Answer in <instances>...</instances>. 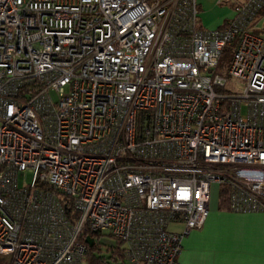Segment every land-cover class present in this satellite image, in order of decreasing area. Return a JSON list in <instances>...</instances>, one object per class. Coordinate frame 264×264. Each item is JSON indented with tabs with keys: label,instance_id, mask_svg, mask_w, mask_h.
Segmentation results:
<instances>
[{
	"label": "built area",
	"instance_id": "2783aa9c",
	"mask_svg": "<svg viewBox=\"0 0 264 264\" xmlns=\"http://www.w3.org/2000/svg\"><path fill=\"white\" fill-rule=\"evenodd\" d=\"M225 1L209 29L196 0H0L9 264H180L212 184L264 212V0Z\"/></svg>",
	"mask_w": 264,
	"mask_h": 264
},
{
	"label": "crops",
	"instance_id": "0c3cea01",
	"mask_svg": "<svg viewBox=\"0 0 264 264\" xmlns=\"http://www.w3.org/2000/svg\"><path fill=\"white\" fill-rule=\"evenodd\" d=\"M181 223L168 228L180 231ZM170 229V230H172ZM180 264H264V212H232L210 208L200 229L183 236Z\"/></svg>",
	"mask_w": 264,
	"mask_h": 264
},
{
	"label": "rangeland",
	"instance_id": "374dc122",
	"mask_svg": "<svg viewBox=\"0 0 264 264\" xmlns=\"http://www.w3.org/2000/svg\"><path fill=\"white\" fill-rule=\"evenodd\" d=\"M198 3V9H199V16L201 19V22L204 26H206L209 29H213L217 27L218 25L222 24L225 19L231 16V9L230 6H228V2L225 0H222L221 4H216V0H196ZM264 12H260V14L257 16L255 22L257 24H254L253 26L260 25L259 27H262L263 22L261 21L262 16ZM258 29H255L254 32L257 34H260L261 32H257ZM229 59H225L224 62H222L221 69H227L229 65ZM240 88V85L238 86ZM18 177L20 181H27L30 178V173L26 171H20L18 173ZM219 184H212L210 187V208L215 206V203L218 201L219 191H220ZM172 229V228H170ZM173 230V229H172ZM102 243L104 245H107L109 243H112V240L108 236H103L101 239ZM6 260H8V264L10 262L11 256H5ZM7 264V262H6Z\"/></svg>",
	"mask_w": 264,
	"mask_h": 264
},
{
	"label": "trees",
	"instance_id": "16d2710c",
	"mask_svg": "<svg viewBox=\"0 0 264 264\" xmlns=\"http://www.w3.org/2000/svg\"><path fill=\"white\" fill-rule=\"evenodd\" d=\"M262 12H264V9L262 10ZM223 26H224V22L222 24L218 25V27H223ZM263 31H264V29L257 30V32H263ZM232 50H233V45L228 46L226 49H224V51L220 57V60H219L218 69L221 68L222 62H224L225 59H230ZM218 205H219V209H222V210L228 209V190L224 186L220 187L219 196H218ZM65 212L68 215L69 214L71 215V213H72V209L70 208V206L68 204L65 206ZM97 236H100V234L96 233V232H85L84 233V237H89L92 240H94L95 237H97ZM111 240H113L112 246H114L115 248H118V246H120V244H122V241L119 239H112V237H111ZM88 248L90 251H93L95 247L89 245ZM5 256H10V255L0 254V264H6V262L8 264V260H6Z\"/></svg>",
	"mask_w": 264,
	"mask_h": 264
},
{
	"label": "water",
	"instance_id": "95a60500",
	"mask_svg": "<svg viewBox=\"0 0 264 264\" xmlns=\"http://www.w3.org/2000/svg\"><path fill=\"white\" fill-rule=\"evenodd\" d=\"M263 27H264V24H263ZM86 242L91 246L92 245V239L91 238H89V237H86Z\"/></svg>",
	"mask_w": 264,
	"mask_h": 264
}]
</instances>
